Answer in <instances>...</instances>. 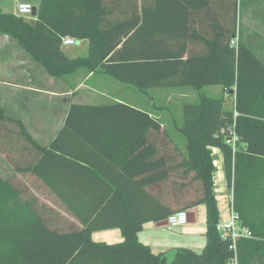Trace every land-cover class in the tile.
Returning a JSON list of instances; mask_svg holds the SVG:
<instances>
[{
	"label": "trees",
	"instance_id": "trees-1",
	"mask_svg": "<svg viewBox=\"0 0 264 264\" xmlns=\"http://www.w3.org/2000/svg\"><path fill=\"white\" fill-rule=\"evenodd\" d=\"M105 1L40 0L33 20L0 10V33L15 40L51 77L64 78L84 68L143 92L176 84L193 88L220 84L231 91L229 106L223 96L204 94L183 105L180 129L186 140L184 168L193 173L183 184L192 186L197 194L175 209L166 207L135 221L131 215L123 216L114 222L85 220L68 198L59 197L81 223L79 228L63 231L48 226L35 197L25 195L0 175V264H168L165 251L154 252L138 239L143 219L163 220L173 211L199 204L205 208V245L199 252L176 248L169 264H230L229 243L220 239L215 228L219 211L209 146L222 152L233 209L251 232L250 237L237 242V263L264 264L263 63L241 39H236V46H230L228 39L214 45L208 54L183 58V52L173 48V37H168L175 34L174 20L179 18L174 13L175 0H139V4L128 0L129 4L119 7L121 17L117 21L108 20V14L117 7L106 6ZM194 1L177 0L175 4L187 9ZM208 3L200 0L197 6ZM128 10L130 16H126ZM65 36L87 39V55H66L61 49ZM5 120L17 124L18 132L31 146L29 150L22 148V155L28 154L27 161L17 169L35 174L57 193L50 175L54 165L78 163L81 158L69 150L71 138L137 178L134 184L139 189L173 175L168 153L157 148L167 142L161 119L130 103H70L62 127L47 146L38 143L20 119L9 116L0 106V121ZM233 131L238 136L234 146L227 142ZM48 162L51 171L46 169ZM87 162L96 168L95 163ZM95 208L97 205L93 211ZM116 225L122 230L121 241L107 243L91 238L94 230Z\"/></svg>",
	"mask_w": 264,
	"mask_h": 264
},
{
	"label": "crops",
	"instance_id": "crops-1",
	"mask_svg": "<svg viewBox=\"0 0 264 264\" xmlns=\"http://www.w3.org/2000/svg\"><path fill=\"white\" fill-rule=\"evenodd\" d=\"M139 4V0H137ZM175 15H179L178 19H175V34L173 36L175 52H183V58L188 55H203L210 53L214 45L221 44L228 39H241L249 49H251L258 59L264 65V0H209L207 6L200 7V0H195L193 6L181 7V5L175 4ZM179 4L181 2L178 1ZM106 6H115L113 13L108 14V20L117 21L120 19L119 13L121 12V6L129 4L128 0H106ZM123 9V8H122ZM15 14V12H12ZM180 13H182L180 15ZM126 16H130L128 10ZM35 17H32V20ZM4 36H7L4 34ZM77 40V39H75ZM85 43V47L88 51V40L80 39ZM76 42V41H75ZM73 45V44H71ZM62 45L61 49L66 54ZM231 46V45H230ZM69 57H72L68 55ZM41 69V67L39 66ZM48 75V74H47ZM91 76V82H85ZM66 78L68 77L65 76ZM107 75L102 73L89 72L86 78L78 83L77 88H88L89 90L99 92L100 85L99 79L105 78ZM114 80V79H113ZM178 81V77L175 82ZM117 84H123L118 81ZM115 85V84H114ZM208 96H223L225 103L231 105L233 94L231 91H226L220 84L204 85L199 88H193L192 86H180L176 84L175 95L180 101V115L174 126H167L162 123V130L166 134H169L172 139H168L164 136L167 142H163L162 145L157 148L159 151L164 149V153L169 155V164L173 166V175L169 177L167 181L157 180L156 182L149 184L141 189L137 188L134 184L137 178L129 176V174L123 172L117 166L112 165L103 156H98L92 151V147L87 144L75 141V139H69L68 148L72 151L73 155L81 157L78 163L63 161L62 165L55 164L54 169L50 175L53 176L52 181L56 183V187L59 189L56 191L49 188L39 177L28 171H20L17 169L22 163H26L28 154L16 156L17 161H22L16 165L14 173L21 177L23 187L21 189L27 196L35 197L38 200L40 206V212L43 215L48 225H63L60 229L63 231L76 229L81 227L80 220L76 217L73 211L67 209V207L61 203L59 197H66L70 200L71 204L77 210V213L85 220L95 221H117L123 216L128 217L131 215L133 220H139L148 214H155L161 212L162 209L169 207L175 209L183 204V201L191 195L197 194L193 190L192 186H186L184 181L191 178L193 173H188L184 168V159L186 156V140L181 132L182 124V109L183 105L189 102H194L201 95ZM69 93L63 95V110L59 111L55 107L49 110H45L40 118L43 120L36 121L34 112H27L29 117L26 118L21 103L24 99L21 97L16 98V105L14 110V118L20 119L25 125L30 135L35 139L33 135L32 124H41L44 128V132L47 134L44 142L37 141L42 146H47L51 139L55 136L58 130L62 127L67 107L70 103H91L102 104L108 102H126L149 111L157 118L161 119L154 109L147 108L145 106L127 102L110 94V100L107 101H75L70 100ZM24 104V103H23ZM9 115V114H8ZM31 115V116H30ZM10 116V115H9ZM162 134V133H161ZM160 137V136H159ZM171 140V141H169ZM213 160V191L217 200V207L219 211V219L227 220L221 207L218 206V198L222 195L227 196V202L231 204L232 201V187L226 183V178L223 170V155L221 150L215 146L208 147ZM30 147H26V150ZM185 155V156H184ZM84 158L86 160H84ZM87 161L95 163L96 168H93L92 164ZM141 164V163H139ZM94 165V164H93ZM143 165V164H141ZM47 171H51V163L46 165ZM24 174V176H23ZM9 178V177H5ZM170 180L173 181L170 184ZM200 192L199 187H197ZM192 197V196H191ZM95 210L93 211L94 207ZM204 205L199 204L190 209L194 213V221L188 222L185 225L175 227L171 230L166 228L163 220H151L143 219V223L140 229L137 231L138 239L145 244H148L152 251L166 252V259L171 261L176 248L187 247L196 252L202 250L205 245V217L197 220V210ZM205 210V208H204ZM230 210V208H229ZM229 212V211H228ZM218 219V220H219ZM94 235H98L94 237ZM120 237V240H119ZM91 238L94 241H103L107 243V239H118L114 242H119L123 239V234L120 226H112L109 228H102L94 230L91 233Z\"/></svg>",
	"mask_w": 264,
	"mask_h": 264
},
{
	"label": "rangeland",
	"instance_id": "rangeland-1",
	"mask_svg": "<svg viewBox=\"0 0 264 264\" xmlns=\"http://www.w3.org/2000/svg\"><path fill=\"white\" fill-rule=\"evenodd\" d=\"M22 1L29 2L36 8L40 2V0H0V10L3 12H15L17 14L16 4ZM24 18L32 20V16L26 15ZM64 50L72 57L87 55L85 43L80 40H76L73 45L64 46ZM88 73L89 71L81 68L77 72L69 74L67 78L51 77L42 68H39V65L18 46L15 40L0 33V106L4 107L7 114L11 117L14 116V110L18 104L15 101L17 97L22 96L24 99L21 103L23 105L21 107L24 108L23 111H26L24 116L28 118L29 114L27 112H34L37 117L33 118V120L41 121L43 119L39 116L45 110L47 111L55 107L59 111H62L65 105L63 104V95L69 93V101L82 102L107 101L110 98L106 96L110 94L119 96V98L127 100V102L154 109L157 114H160L162 123L167 126H174L179 119L181 104L176 98L175 86L158 85L143 92L130 84H117L116 80L107 76L99 79L98 82L100 84L95 82L100 85V93L85 87L78 89V83L81 80L84 81ZM92 77L85 82L93 81ZM32 128L35 139L37 138V141H41V143L44 142L47 134L44 132L42 125L34 124L33 122ZM18 131L17 124L11 120L0 121V175L9 177L13 184L21 188L23 185L21 180L22 174L20 177L14 172L17 171L16 165L22 161H17L15 155L20 156L23 147L31 146ZM167 137L168 139H172L169 134H167ZM34 155L35 151H33ZM23 164L25 163L23 162ZM218 200V206L221 207L227 219L229 217L227 196L222 195ZM203 217H205V210L201 206L197 210V220L203 219ZM48 226L63 227V225ZM97 236L94 235V237ZM107 240L108 242H114V240L118 239ZM169 263L170 260L168 259Z\"/></svg>",
	"mask_w": 264,
	"mask_h": 264
},
{
	"label": "built area",
	"instance_id": "built-area-1",
	"mask_svg": "<svg viewBox=\"0 0 264 264\" xmlns=\"http://www.w3.org/2000/svg\"><path fill=\"white\" fill-rule=\"evenodd\" d=\"M33 5L29 2H17L16 9L17 14L20 16H31ZM75 38L70 36H65L62 38V45H71L75 44ZM231 46L237 45L236 38L230 40ZM238 139L237 134L233 131L230 138L227 139V142L234 146L236 140ZM229 218L227 220H218L216 223V230L220 236V239L229 243V249L232 253L230 264H238L236 257L237 242L242 238H247L251 236L250 229L243 225L237 211L233 209L232 201L230 204ZM166 228L171 230L175 227L182 226L188 223V210L179 209L171 212L165 218Z\"/></svg>",
	"mask_w": 264,
	"mask_h": 264
},
{
	"label": "water",
	"instance_id": "water-1",
	"mask_svg": "<svg viewBox=\"0 0 264 264\" xmlns=\"http://www.w3.org/2000/svg\"><path fill=\"white\" fill-rule=\"evenodd\" d=\"M36 13H37V8L34 6L32 9L31 16L35 17ZM192 221H194V213L192 211H189L188 212V222H192ZM163 223L166 224V221L164 220Z\"/></svg>",
	"mask_w": 264,
	"mask_h": 264
}]
</instances>
